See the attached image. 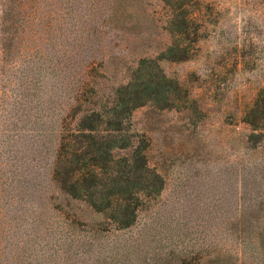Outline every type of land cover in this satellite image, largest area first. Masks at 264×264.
I'll list each match as a JSON object with an SVG mask.
<instances>
[{
    "label": "rangeland",
    "instance_id": "1",
    "mask_svg": "<svg viewBox=\"0 0 264 264\" xmlns=\"http://www.w3.org/2000/svg\"><path fill=\"white\" fill-rule=\"evenodd\" d=\"M170 2L0 0V264H264V0H196L182 32ZM94 110L128 144L98 163L132 181L127 228L67 188Z\"/></svg>",
    "mask_w": 264,
    "mask_h": 264
},
{
    "label": "trees",
    "instance_id": "2",
    "mask_svg": "<svg viewBox=\"0 0 264 264\" xmlns=\"http://www.w3.org/2000/svg\"><path fill=\"white\" fill-rule=\"evenodd\" d=\"M167 1V0H166ZM196 0H173L170 2V6L174 7L175 10L178 11V18L174 25V29L177 32H182L186 29H189L192 25L191 18L186 16L187 6L195 3ZM171 49V48H170ZM159 66V64H156ZM163 79L168 80L166 76L163 74ZM169 81V80H168ZM163 83L160 81L156 83V87L160 88ZM123 88H128V85H122L118 88V91H121ZM145 94V93H144ZM137 88L134 90V98H132V104H130L129 99L120 98L116 102V105L112 109V119L107 122L113 125V131L117 132L121 130V126L123 123V117L127 113H129L132 108L143 104L146 99V96ZM95 117H85V119H90V126H88L89 134L88 137H91L92 140L96 143V154L94 158H90V162H88L87 156L82 155L81 159L84 160L83 166H79L82 169L81 177L79 175H75L74 172L76 168L71 169V176L73 180L68 181V191L71 195L75 197H83L90 205H92L97 211H111L110 218L114 220L117 227L119 229L129 227L137 214V209L135 208L132 200V186H130L129 178L126 180L120 179V177L112 178V185L110 189L106 192L100 189V185L103 183V177L101 176L102 171L99 170V164L102 163L105 159L107 165L111 166L113 162H115L114 152L117 149H123L127 147L126 138L120 135H111V138L107 141H98L97 135L92 131L95 129L97 125L94 121L103 122L105 118H103L102 114L93 111ZM248 122L252 125H258L253 120H248ZM258 127V126H257ZM82 140V139H81ZM134 157L132 158L136 163L137 170L141 168L147 169L149 168L147 161L145 160L144 154L142 152L135 149ZM94 159L95 162H91ZM98 161V162H97ZM73 171V172H72ZM74 175V176H73ZM141 192V190H140ZM136 194V193H135ZM131 195V196H130ZM192 264H200L199 262H195Z\"/></svg>",
    "mask_w": 264,
    "mask_h": 264
}]
</instances>
